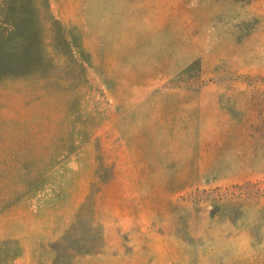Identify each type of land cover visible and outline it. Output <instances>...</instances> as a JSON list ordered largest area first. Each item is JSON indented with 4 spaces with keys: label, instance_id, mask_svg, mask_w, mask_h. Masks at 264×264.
I'll use <instances>...</instances> for the list:
<instances>
[{
    "label": "rangeland",
    "instance_id": "rangeland-1",
    "mask_svg": "<svg viewBox=\"0 0 264 264\" xmlns=\"http://www.w3.org/2000/svg\"><path fill=\"white\" fill-rule=\"evenodd\" d=\"M0 264H264V0H0Z\"/></svg>",
    "mask_w": 264,
    "mask_h": 264
}]
</instances>
